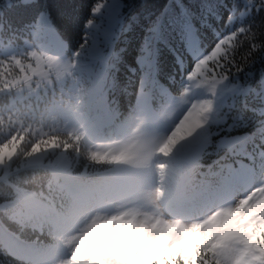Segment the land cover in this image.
Segmentation results:
<instances>
[{
    "label": "clouds",
    "instance_id": "clouds-1",
    "mask_svg": "<svg viewBox=\"0 0 264 264\" xmlns=\"http://www.w3.org/2000/svg\"><path fill=\"white\" fill-rule=\"evenodd\" d=\"M108 6L93 0L74 47L0 28V264H264V95L243 121L250 132L227 131L248 107L231 86L264 57L261 30L242 25L257 45L243 64L209 53L181 67L172 53L165 71L158 54L145 83L103 39ZM100 78L114 120L90 139L83 116ZM236 135L249 139L230 143ZM121 151L143 162L91 159ZM148 168L151 183L115 181ZM170 180L186 186L194 211L165 206ZM123 241L134 245L127 258Z\"/></svg>",
    "mask_w": 264,
    "mask_h": 264
},
{
    "label": "trees",
    "instance_id": "trees-1",
    "mask_svg": "<svg viewBox=\"0 0 264 264\" xmlns=\"http://www.w3.org/2000/svg\"><path fill=\"white\" fill-rule=\"evenodd\" d=\"M92 3L93 0H33L30 6H25L20 0H0V12L5 21L4 28L9 31H19L29 29L36 16L44 10L57 35L69 41L74 47ZM216 3L223 8V14L215 16L216 26L209 25L211 33H203L202 40L205 48L203 50H207L206 48L210 47L217 38L235 27L249 24L255 27L254 22H259L264 18L259 12L239 17L238 11L234 9H238L243 4V0H216ZM171 11H173L171 0H121L119 23L115 26L111 39L115 49L123 54L127 63L133 66L138 64L139 68H142L136 58L144 56L152 58V67H154L159 54L161 67L165 71H170L173 55L167 48L158 46L159 40L150 35V26L155 18L161 16V13ZM229 12H232L231 19L228 17ZM246 50V47L240 50L237 55L238 63L243 64ZM188 56L194 58L189 51ZM175 60L181 67L187 62V60L181 61L179 57ZM237 78L240 86L246 88L247 91L234 93V95L243 96L244 104L248 107L240 108L239 115L235 118L236 122L232 128L227 130L230 133L233 130L235 133L251 131L249 125L243 121L253 115V109L260 107V96L264 95V57L257 54V58L253 59L251 64L246 65L237 74ZM236 102L240 103L239 99ZM88 117L92 123L97 120V117H91V113ZM122 124L120 126H124ZM97 132L96 129H90L87 135L90 139H95L94 134ZM142 177L147 179V173L145 172Z\"/></svg>",
    "mask_w": 264,
    "mask_h": 264
},
{
    "label": "snow or ice",
    "instance_id": "snow-or-ice-1",
    "mask_svg": "<svg viewBox=\"0 0 264 264\" xmlns=\"http://www.w3.org/2000/svg\"><path fill=\"white\" fill-rule=\"evenodd\" d=\"M173 11L169 13H161V16L155 18L151 23L150 35L159 40V47L167 48L171 53L176 54L181 61L187 60L188 66L191 67L194 63V58L188 56L189 50L203 49L204 44L202 40L203 33H211L209 25L216 26L215 16L217 14H223V8L216 3V0H171ZM25 6H30L31 3H23ZM238 11L239 16H247L250 13H261L264 17V8L255 4V0H243V4L234 9ZM229 19L232 18V12L228 13ZM47 14L41 11L32 26L33 36H37L44 28L47 21ZM258 25H255L261 30V39H264V18H262ZM5 27V21L0 14V28ZM247 48V53L244 54V60L252 54L256 45V33L253 31L252 26L245 29L243 26L235 27L234 29L226 32L215 40L214 43L204 51H196L195 57H211L209 59L216 60L217 57L223 59L225 57L230 58L231 61L237 62V55L242 48ZM264 51V49H262ZM218 64V62H217ZM217 66V65H214ZM219 86V82H217ZM233 90L240 93L247 91L246 88H242L238 85L231 86ZM225 89L221 88V91ZM173 143H175L173 141ZM172 149L165 145L160 149L161 152L168 153ZM91 159L97 161L108 160L109 162H129L138 164L143 161L134 160L126 154L125 151H121L119 154L109 155L108 153H91ZM164 169L166 166L161 164L159 166ZM164 173L161 172L163 177ZM161 190L156 189V195L159 196ZM10 247H13L11 244ZM134 245L129 241H123L121 243V250L127 258V255L131 254V250Z\"/></svg>",
    "mask_w": 264,
    "mask_h": 264
},
{
    "label": "rangeland",
    "instance_id": "rangeland-1",
    "mask_svg": "<svg viewBox=\"0 0 264 264\" xmlns=\"http://www.w3.org/2000/svg\"><path fill=\"white\" fill-rule=\"evenodd\" d=\"M44 11V10H42ZM121 11V0H109V6L104 12L101 23V30L103 32V39L106 43L112 42L111 36L115 32L114 28L119 23ZM45 12V11H44ZM48 18V17H47ZM53 26L50 24L49 20L45 22L43 30L37 35L46 43L52 44L54 46L60 47L63 45L64 39L57 35L53 31ZM195 51V50H191ZM102 78L97 80V84H101ZM97 88L89 90V96L93 95L96 92ZM223 97V95H222Z\"/></svg>",
    "mask_w": 264,
    "mask_h": 264
},
{
    "label": "water",
    "instance_id": "water-1",
    "mask_svg": "<svg viewBox=\"0 0 264 264\" xmlns=\"http://www.w3.org/2000/svg\"><path fill=\"white\" fill-rule=\"evenodd\" d=\"M244 138V135H236L234 141H230V143H239L240 140Z\"/></svg>",
    "mask_w": 264,
    "mask_h": 264
}]
</instances>
